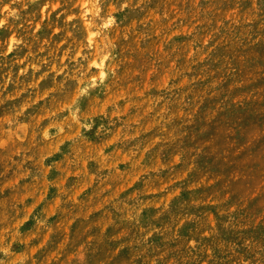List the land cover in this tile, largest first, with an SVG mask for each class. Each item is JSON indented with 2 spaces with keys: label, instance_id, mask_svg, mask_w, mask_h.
<instances>
[{
  "label": "rangeland",
  "instance_id": "374dc122",
  "mask_svg": "<svg viewBox=\"0 0 264 264\" xmlns=\"http://www.w3.org/2000/svg\"><path fill=\"white\" fill-rule=\"evenodd\" d=\"M0 264H264V0H0Z\"/></svg>",
  "mask_w": 264,
  "mask_h": 264
}]
</instances>
